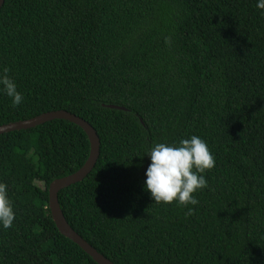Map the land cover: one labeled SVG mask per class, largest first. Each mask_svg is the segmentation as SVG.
<instances>
[{
  "label": "trees",
  "instance_id": "16d2710c",
  "mask_svg": "<svg viewBox=\"0 0 264 264\" xmlns=\"http://www.w3.org/2000/svg\"><path fill=\"white\" fill-rule=\"evenodd\" d=\"M256 0H6L0 127L67 111L97 132L84 181L59 193L71 228L114 264H264V15ZM110 106L122 109L111 108ZM198 135L216 165L192 215L144 188L156 143ZM79 126L0 135L16 219L0 264H98L58 230L50 186L90 157Z\"/></svg>",
  "mask_w": 264,
  "mask_h": 264
},
{
  "label": "clouds",
  "instance_id": "9594fccd",
  "mask_svg": "<svg viewBox=\"0 0 264 264\" xmlns=\"http://www.w3.org/2000/svg\"><path fill=\"white\" fill-rule=\"evenodd\" d=\"M255 7L264 15V0H256ZM9 71L7 67L0 71V93L11 99L13 107H18L24 98ZM146 155L150 163L145 172L144 188L154 202L176 203L187 208L186 215H192L194 210L188 206L199 204L194 194L208 186L204 174L216 165L207 142L198 135H192L178 143H156ZM15 219L8 185L0 182V228L13 227Z\"/></svg>",
  "mask_w": 264,
  "mask_h": 264
},
{
  "label": "water",
  "instance_id": "95a60500",
  "mask_svg": "<svg viewBox=\"0 0 264 264\" xmlns=\"http://www.w3.org/2000/svg\"><path fill=\"white\" fill-rule=\"evenodd\" d=\"M6 0H0V11L4 6ZM111 108L122 109L115 106H110ZM54 120H65L71 122L84 130L87 134L91 151L90 157L86 164L76 173L54 181L50 186V210L52 217L60 233L77 244L86 254H88L96 263L98 264H114L102 254H100L95 248H93L86 240H84L78 233H76L69 223L67 222L64 213L61 209L59 203V193L70 187L71 185L80 183L85 180V178L92 172L97 161L99 160L101 153V141L95 131V129L84 119L71 114L67 111H57L46 113L41 116L35 117L31 120L20 121L17 123H11L9 125H4L0 127V135L4 133H10L14 131L29 130L37 126L46 124Z\"/></svg>",
  "mask_w": 264,
  "mask_h": 264
}]
</instances>
